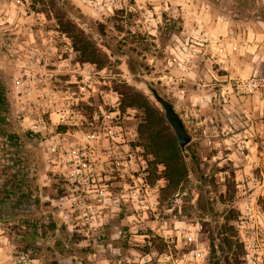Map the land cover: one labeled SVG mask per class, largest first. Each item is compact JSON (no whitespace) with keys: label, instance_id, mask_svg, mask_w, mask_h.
Here are the masks:
<instances>
[{"label":"rangeland","instance_id":"rangeland-1","mask_svg":"<svg viewBox=\"0 0 264 264\" xmlns=\"http://www.w3.org/2000/svg\"><path fill=\"white\" fill-rule=\"evenodd\" d=\"M244 19L262 28L264 0H0V264L12 246L36 264H252L248 237L264 256L255 81L223 89L204 46ZM65 22L101 68L79 60ZM122 85L162 114L156 88L192 134L177 187L148 161L146 112Z\"/></svg>","mask_w":264,"mask_h":264},{"label":"crops","instance_id":"crops-1","mask_svg":"<svg viewBox=\"0 0 264 264\" xmlns=\"http://www.w3.org/2000/svg\"><path fill=\"white\" fill-rule=\"evenodd\" d=\"M242 26L235 25H225L214 37L207 35L206 44V56L208 59L215 57L219 64L222 74L224 76L225 82L222 83L223 89L230 88V85L235 80L236 76L241 75V73H252V80L255 81L251 95L254 100L253 109L250 110V114L254 116L253 124L255 129L254 135V149L259 151L263 149L264 153V142L257 140V125L260 124L259 120L256 118L259 116H264V22H262V28L257 26L253 21H248L246 19L242 20ZM232 24V23H231ZM208 32H204V34ZM215 34V33H214ZM209 46L213 49H209ZM254 53L258 60L250 61L249 53ZM254 58V56H253ZM260 70L262 74H260ZM227 72L225 74L224 72ZM258 72V74H257ZM231 90L228 92L232 91ZM264 128V123H262ZM264 131V129H263Z\"/></svg>","mask_w":264,"mask_h":264},{"label":"trees","instance_id":"trees-1","mask_svg":"<svg viewBox=\"0 0 264 264\" xmlns=\"http://www.w3.org/2000/svg\"><path fill=\"white\" fill-rule=\"evenodd\" d=\"M64 24L66 25L65 31L71 38L72 46L78 52L79 60L93 63L98 68H101L104 63L95 45L82 33L78 32L73 25L68 22ZM122 86V88L118 89V92L120 96L124 97L126 105L142 109L144 113L146 112V115L140 119L138 132L145 134L149 140L148 147L151 150L152 160L148 159V161L155 162L158 159V162H162L168 170L166 173L168 187H177L186 176V168L181 149L175 137L172 135L163 115L155 108H152L144 96L125 85ZM3 100V88L0 86V103ZM8 139L15 142L20 140L18 135L13 133L8 135Z\"/></svg>","mask_w":264,"mask_h":264},{"label":"water","instance_id":"water-1","mask_svg":"<svg viewBox=\"0 0 264 264\" xmlns=\"http://www.w3.org/2000/svg\"><path fill=\"white\" fill-rule=\"evenodd\" d=\"M148 87L155 100L160 104L163 117L170 126L183 156L188 157V152L185 147L192 139V134L188 132L181 116L174 108L172 102L169 99L163 97L153 86L149 85Z\"/></svg>","mask_w":264,"mask_h":264},{"label":"built area","instance_id":"built-area-1","mask_svg":"<svg viewBox=\"0 0 264 264\" xmlns=\"http://www.w3.org/2000/svg\"><path fill=\"white\" fill-rule=\"evenodd\" d=\"M251 212V209H249ZM245 248L247 250V260L252 264L264 263V256L261 253V247L257 239L245 240ZM6 264H36L35 258L32 256L31 252L12 246L9 259Z\"/></svg>","mask_w":264,"mask_h":264}]
</instances>
